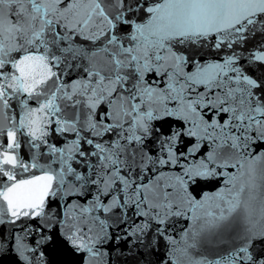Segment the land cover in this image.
<instances>
[{
    "label": "snow or ice",
    "instance_id": "obj_1",
    "mask_svg": "<svg viewBox=\"0 0 264 264\" xmlns=\"http://www.w3.org/2000/svg\"><path fill=\"white\" fill-rule=\"evenodd\" d=\"M0 264H264V0H0Z\"/></svg>",
    "mask_w": 264,
    "mask_h": 264
}]
</instances>
